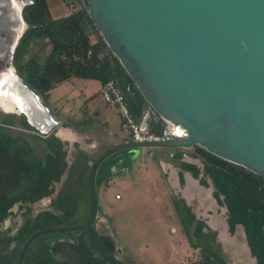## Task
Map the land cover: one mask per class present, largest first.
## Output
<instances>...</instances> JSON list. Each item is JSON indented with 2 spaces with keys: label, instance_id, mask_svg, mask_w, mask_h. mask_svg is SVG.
<instances>
[{
  "label": "trees",
  "instance_id": "obj_1",
  "mask_svg": "<svg viewBox=\"0 0 264 264\" xmlns=\"http://www.w3.org/2000/svg\"><path fill=\"white\" fill-rule=\"evenodd\" d=\"M79 3L81 7L77 11L56 19L50 15L47 0H33L24 7L23 17L29 27L13 55L17 72L45 102L55 85L72 77L98 79L103 84L117 80L130 111L142 122L146 110L153 112V109L109 49L87 7L80 0ZM35 45H39L37 50H34ZM16 118V114H9L0 121V264H16L24 244L36 231L77 225L90 217V171L92 163L102 153L89 154L75 144L73 160L69 163L68 143L51 134L46 139L45 159H40L27 135L13 130L17 127ZM22 128L33 129L27 121L22 123ZM146 130L163 135L166 125L154 114L148 119ZM163 148L171 151L168 162L178 168L180 184L185 185V173L189 172L200 186L211 187L217 204L226 209L229 233L234 235L237 226L242 225L256 264H264V178L199 145L190 149ZM119 152L99 165L97 188L120 173L113 171L115 167L122 170L133 163L134 153L123 157ZM187 157L198 162L188 161ZM57 184L61 186L58 188ZM83 185L87 186V191L81 190ZM45 197H52L50 208L33 214L31 206ZM172 201L185 236L190 245L199 250V263L228 264L219 249L218 232L197 216L185 197L173 195ZM17 204L26 208V218L12 234L13 228H5L4 223L8 217L16 215ZM93 235L104 248L95 227ZM70 236L73 239L70 244L79 255L76 264H118L94 248L85 229L39 235L28 246L22 264H63L54 256L52 243L59 244L60 238Z\"/></svg>",
  "mask_w": 264,
  "mask_h": 264
},
{
  "label": "water",
  "instance_id": "obj_2",
  "mask_svg": "<svg viewBox=\"0 0 264 264\" xmlns=\"http://www.w3.org/2000/svg\"><path fill=\"white\" fill-rule=\"evenodd\" d=\"M7 1L10 11H17L20 17L10 42L13 61L29 27L23 9L33 0ZM80 1L153 112L167 127L183 128L185 135L161 141H125L102 152L90 171V217L77 225L36 231L16 264H22L28 246L39 235L80 229L87 231L89 241L105 258L126 264L103 249L93 235L98 218L97 169L119 150L199 145L264 178V0ZM11 68L15 77L0 93L22 109L8 112L26 116L33 128L50 134L61 121L16 67ZM7 75L3 73L2 78ZM149 117L143 119L145 127ZM106 243L109 250L117 247L112 239Z\"/></svg>",
  "mask_w": 264,
  "mask_h": 264
},
{
  "label": "rangeland",
  "instance_id": "obj_3",
  "mask_svg": "<svg viewBox=\"0 0 264 264\" xmlns=\"http://www.w3.org/2000/svg\"><path fill=\"white\" fill-rule=\"evenodd\" d=\"M47 2L50 15L54 19L69 15L81 7L79 0H47ZM8 47L9 45L6 44L3 48L0 47V66H14L10 58L7 62V57H4L10 53L12 58V48L8 49ZM2 85L1 82L0 88ZM2 110L4 109L0 108V121L4 116ZM16 124L19 125L17 118ZM17 129L16 126L13 127L14 131ZM161 149L163 148L158 146L137 148L139 154L137 157L135 155V162L126 167L129 168L127 177H119L111 181L108 201L105 205L103 203L99 205L106 210L112 229L116 232L121 249L119 253L124 256V262L132 263V259H135L139 264H200L199 250L190 245L181 223L174 214L171 197L183 195L181 190L173 189L167 181L166 172L169 168L168 164L161 165L162 159L159 155ZM117 169L119 171L120 168L115 167L114 172ZM197 182L194 181L196 188L192 187V192L198 189ZM99 192L102 194L100 189ZM116 194H119L118 198ZM194 195L190 198V203L197 216L205 219L209 225L215 223L214 215L217 211L221 214L223 210L215 204L210 196V190L200 198L197 193ZM46 206L47 203L41 204L39 209H44ZM16 211L15 206L14 212L17 213ZM21 221L19 214L15 215L10 217L8 222L5 221L4 227H12V234H15L22 224ZM174 226L178 229L177 233L173 230ZM215 230L218 235H225L219 249L224 253L229 264H254L253 260L248 263L238 245L232 243L234 239L228 231L226 218L222 223L219 222ZM243 233V228H239L235 237L244 239ZM175 235H180L181 239L176 238ZM130 246H133V254H129ZM121 255L118 254L119 257Z\"/></svg>",
  "mask_w": 264,
  "mask_h": 264
},
{
  "label": "crops",
  "instance_id": "obj_4",
  "mask_svg": "<svg viewBox=\"0 0 264 264\" xmlns=\"http://www.w3.org/2000/svg\"><path fill=\"white\" fill-rule=\"evenodd\" d=\"M93 41H95V37H92ZM39 48V45L34 46V50H37ZM103 83L98 79H91V78H80V77H72L69 80L59 83L55 85L50 91H49V100L48 102H45L46 105H48L51 109V112L54 114L57 119L61 121V124L50 134H42L35 128L33 129H25L22 128V123L24 121H27L26 116L22 114H17V119L19 120V125H17V130L23 132L27 135V138L29 142L31 143L32 147L36 151L37 155L40 159H45L46 151H47V145H46V139L51 134H54L56 137L62 139L63 141L68 143L69 148V154L68 159L69 163L73 160V154L75 152V144H79L80 147L88 152L89 154H94L97 151L104 152L107 149L113 147L114 145H117L119 143L128 141L130 139V133L122 128L121 118L118 113V109L115 105L108 104L104 101L103 97L101 96V89H102ZM44 100V99H43ZM4 113V116L2 120L11 114L8 111L2 110ZM150 114V117L154 115V112H151L150 109L146 110V114L144 118ZM149 117V118H150ZM155 117L157 115L155 114ZM143 118V119H144ZM148 118V119H149ZM1 120V121H2ZM148 121V120H147ZM28 122V121H27ZM143 122V121H142ZM147 126V124H146ZM163 148V147H161ZM136 148H128L119 150L118 154H121L123 157H125L126 154H130L133 150ZM171 152L170 149L163 148L159 151L161 165L162 164H168L169 171L166 172L167 175V181L170 183L169 185L174 189L177 188L178 190H181V194L183 197H185L190 203V198H193L195 195L194 193L198 194V197L200 198L204 193L208 190H210V196H212V188H204L201 187L198 182L197 186L198 189L195 190L196 192H192L191 188L195 187L194 181H197L194 179L191 175V173L186 172L185 173V185L182 186L179 181L178 176V168L172 165L170 162H168V153ZM134 153V162H135V155L138 156V151L136 150ZM188 161L196 162L193 158L187 157ZM165 160V161H164ZM115 169V168H114ZM129 168L124 167L122 170L118 169L115 170L117 173L112 180H110L107 184L102 185L101 187L97 188L98 191V221L96 224V229L98 234H101L102 230L108 231L111 235L110 237L114 239V241L117 243V249H120V243L119 239L117 238L115 230L112 229V225L110 223L109 218L107 217L106 210L102 206H100V203H103L104 205L108 201V189L109 184L111 181H114L115 179H118L119 177H127ZM114 171V170H113ZM66 177V175L63 176V179ZM61 184H57V187L59 188ZM102 191V194L99 192ZM208 189V190H207ZM81 190L87 191V186L83 185ZM101 195V196H100ZM119 197V194H116V198ZM215 204L223 210L220 214L218 211L214 215L216 221L215 223H210V226L212 228L217 229V226L220 223L223 222V219L226 218L225 212L226 209L223 207H220L216 200L213 198ZM52 201V197H45L42 200L34 203L32 207V213L36 214L39 211L43 209H39V206L41 204L47 203V208H50V204ZM172 205L174 207L172 197L171 200ZM46 207L44 209H46ZM103 209L101 210L100 209ZM170 207V205H168ZM172 207V206H171ZM16 215L19 214V217L21 218V222H25L26 218V208H22L20 204H17L16 206ZM174 214H176V210L174 207ZM7 218V222L8 219ZM178 218V216H177ZM179 220V219H178ZM180 222V221H179ZM110 227V228H109ZM228 227V225H227ZM239 228L244 227L242 225H238L236 232L234 235H231L233 237L234 241L232 243L241 250L242 253H244L245 258L247 259V262H254L256 264V260L254 257H252V254L250 252L248 243L246 241L245 232L244 239H238V236H236L237 231ZM173 230L177 233V227H173ZM99 237H102L103 235H98ZM176 238L181 239L180 235H175ZM225 235H218V240L221 242L223 240L222 238ZM246 241V242H245ZM70 242H73V239L70 237H62L59 239V244L53 242L52 243V251L54 256L63 264H76L78 260V256L76 255L75 250L73 249ZM236 248V247H235ZM133 246L128 247L129 254H133L132 252ZM118 254L121 255L118 251ZM224 255V253H222ZM251 254V255H250ZM225 257V256H224ZM121 260L125 261V258L123 255L119 257ZM227 260V258H225ZM228 262V261H227ZM126 264H139L135 259H132V263ZM229 264V263H228ZM251 264V263H249Z\"/></svg>",
  "mask_w": 264,
  "mask_h": 264
},
{
  "label": "built area",
  "instance_id": "obj_5",
  "mask_svg": "<svg viewBox=\"0 0 264 264\" xmlns=\"http://www.w3.org/2000/svg\"><path fill=\"white\" fill-rule=\"evenodd\" d=\"M101 96L106 103L117 107L122 128L130 133V139L128 141H161L178 136L183 137L173 129L174 126H166V131L163 135L147 131L142 122L130 111L125 95L117 80L111 79L104 83L101 89Z\"/></svg>",
  "mask_w": 264,
  "mask_h": 264
},
{
  "label": "flooded vegetation",
  "instance_id": "obj_6",
  "mask_svg": "<svg viewBox=\"0 0 264 264\" xmlns=\"http://www.w3.org/2000/svg\"><path fill=\"white\" fill-rule=\"evenodd\" d=\"M19 24H20V17L18 15L17 11L15 13L13 11L11 12L9 9L8 1L7 0H0V31H1L0 32V47L1 48H3L5 46V44L8 46V37H11V40L13 39V31L18 29ZM9 42H11V41H9ZM8 56H9L8 53L4 56L5 58L7 57V62H8V58H9ZM3 66H0V79H1L0 83L2 82L3 73L5 74V70L8 69L7 65L4 66V68H3ZM97 221H98V218H97ZM97 221H96V224H97ZM96 224L94 225L95 229H96ZM96 231H97V229H96ZM99 235L109 236V238H107V237L104 238V236H102V244H103L104 248L102 246L101 247L103 249H105L106 251H108L109 253H111L112 255L119 258L118 254H117L118 253L117 247H115L113 250H109V246L106 243L107 239L108 240L112 239L110 237L111 234L106 230H102L101 234H99ZM112 240H114V239H112ZM76 255L78 256V260H79V255L77 253H76Z\"/></svg>",
  "mask_w": 264,
  "mask_h": 264
},
{
  "label": "bare ground",
  "instance_id": "obj_7",
  "mask_svg": "<svg viewBox=\"0 0 264 264\" xmlns=\"http://www.w3.org/2000/svg\"><path fill=\"white\" fill-rule=\"evenodd\" d=\"M10 33V32H9ZM11 34V33H10ZM9 34V35H10ZM9 41H11V37H8V45H9V47H8V49H11L12 48V46H11V44H10V42ZM5 49H6V47H5ZM12 52V51H11ZM9 54V58L11 59V54L10 53H8ZM10 62V61H9ZM12 70H10V69H7V70H5V72L6 73H8V75L6 76V77H3L2 78V83H3V85H2V87L0 88V89H3V87H5L6 85H7V82L9 83L11 80H12V78H14L15 76H13V68H11ZM11 73H12V76H11ZM1 80V79H0ZM0 108H2V109H4L5 111H11V112H15V113H20L21 112V109H22V107H21V105H18V104H16V103H14L13 101H11L8 97H6L5 96V94H3V93H0ZM173 129L178 133V134H180L181 136H183L184 137V130H183V128H181V127H173Z\"/></svg>",
  "mask_w": 264,
  "mask_h": 264
}]
</instances>
